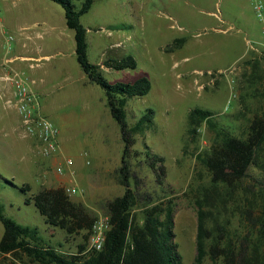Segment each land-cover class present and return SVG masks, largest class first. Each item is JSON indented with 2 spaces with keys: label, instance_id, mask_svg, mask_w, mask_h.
<instances>
[{
  "label": "rangeland",
  "instance_id": "obj_1",
  "mask_svg": "<svg viewBox=\"0 0 264 264\" xmlns=\"http://www.w3.org/2000/svg\"><path fill=\"white\" fill-rule=\"evenodd\" d=\"M71 2L80 8V0ZM34 20L45 24L32 25ZM79 21L86 29L89 62L128 54L136 60L132 69L103 66L108 82L150 81L147 94L128 98L124 107L130 126L152 110L145 130L132 135L126 156L130 187L138 197L136 221L148 199H171L177 252L184 264H193L200 201L205 225L214 233L238 227L241 243L252 221L247 213L258 217L261 211L264 165L258 167L256 160L235 183L213 185L205 160L222 144L216 130L246 138L252 120L264 118V47L248 48V41H264L263 24L251 0H94ZM39 44L47 56L24 68L18 55ZM74 46V30L66 26L58 3L0 0V205L5 216L36 227L44 244L66 254L79 246L89 250L87 232L68 235L49 225L26 198L41 189L73 188L71 201L99 217L106 202L125 191L117 172L123 151L119 125L103 89L88 81L78 64ZM8 77L21 78L37 94L41 112L59 130L60 148L53 156L81 164L79 172L71 167L74 178L68 170L57 172L48 160L53 156L42 157L35 140L21 135L15 86ZM196 107L213 113L215 127L202 123L189 131L188 113ZM25 184L27 192L21 190ZM2 233L0 221V238ZM217 260L206 257L203 264H221Z\"/></svg>",
  "mask_w": 264,
  "mask_h": 264
},
{
  "label": "trees",
  "instance_id": "obj_2",
  "mask_svg": "<svg viewBox=\"0 0 264 264\" xmlns=\"http://www.w3.org/2000/svg\"><path fill=\"white\" fill-rule=\"evenodd\" d=\"M64 10L65 24L74 30V52L76 60L88 81L99 85L106 97L111 117L117 122L123 143L122 165L117 169L118 182L125 187L122 195L115 196L105 204V214L109 216V229L106 231L102 248L99 250L79 246L76 253L66 254L44 244L36 227L23 225L7 217L0 205V221L3 233L0 238V253L25 254L29 261L37 264H184L173 240L174 204L171 199L163 202L147 200L142 208L140 222L136 221L133 210L137 205V194L130 187L129 164L126 156L134 144L132 135L143 132L151 120L152 110L140 117L133 125L126 121L125 105L130 97L143 96L150 90V81L140 77L132 82H108L102 75V67L121 70L135 68L136 60L132 55L120 58H106L100 64L89 62L86 53V29L79 16L88 11L94 0H80L78 10L71 0H52ZM213 113L208 109L193 108L188 113V127L195 132L202 123L215 127ZM246 138L226 135L216 130V137L222 144L213 149L205 163L211 174V183L231 185L240 180L248 167L264 165V118H255L249 125ZM30 189L25 184L23 192ZM44 216L46 223L71 235L86 231L89 237L91 226L97 216L89 213L85 206L71 201L61 187L41 189L26 198ZM226 200L222 203L225 206ZM258 217L246 226L242 241L239 243L238 227L228 232H213L205 225L203 203L197 201V231L195 236V257L193 264H203L206 257L221 264H264V196L260 202ZM250 219V218H249ZM260 224H259V223ZM235 236L234 238L231 236Z\"/></svg>",
  "mask_w": 264,
  "mask_h": 264
},
{
  "label": "built area",
  "instance_id": "obj_3",
  "mask_svg": "<svg viewBox=\"0 0 264 264\" xmlns=\"http://www.w3.org/2000/svg\"><path fill=\"white\" fill-rule=\"evenodd\" d=\"M252 7L257 18L262 22L261 34L264 37V0H251ZM264 40V39H263ZM258 45L264 47L263 42L248 41V48L251 51L258 50ZM13 82L14 95L16 97L15 106L19 117V129L23 137H28L38 145V151L44 158H49L59 151V130L58 128L41 112L40 101L37 94L27 88L21 78L8 77ZM6 104H11L10 99H6ZM72 160L65 158L61 161L56 171L62 173L68 170L71 178L75 177V171L71 168ZM65 192L70 194L73 188L66 187ZM109 216L104 214L93 222L88 237L89 249L99 250L102 248L106 231L109 229Z\"/></svg>",
  "mask_w": 264,
  "mask_h": 264
},
{
  "label": "crops",
  "instance_id": "obj_4",
  "mask_svg": "<svg viewBox=\"0 0 264 264\" xmlns=\"http://www.w3.org/2000/svg\"><path fill=\"white\" fill-rule=\"evenodd\" d=\"M40 23L45 24L44 21L39 22V20H34L33 22H31L32 25L35 24L37 26H39ZM22 27H26V26H22ZM38 35H40V34H38ZM42 46L43 45H40L39 44V46L35 49V51H28V54L18 55V56H20V59H22L21 61L23 63V67L24 68H27V65H28L29 61L31 62L33 59H41L42 57L47 56V54L44 53V49H42ZM22 52H24V51H22ZM101 67H103V66H101ZM102 70H103V68H102ZM36 91L39 94L40 93V88L39 87H36ZM13 126H14V124H13ZM59 142H60V136H59ZM48 160L51 163L54 164V167H55V165L57 167V165L60 163L59 162L60 161V158H59L58 155L57 156H53V157L49 158ZM80 166H81L80 162H76L71 167L73 169L75 167L77 169V172H79L78 169H79ZM0 264H37V263H33V262L29 261L25 254L18 253L17 255H14L13 253L8 252V253H0Z\"/></svg>",
  "mask_w": 264,
  "mask_h": 264
}]
</instances>
